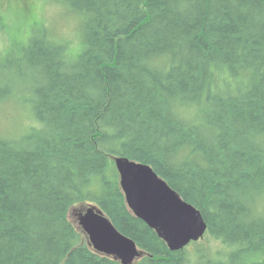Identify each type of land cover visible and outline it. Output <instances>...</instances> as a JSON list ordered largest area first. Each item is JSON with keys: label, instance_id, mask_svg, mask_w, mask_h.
Returning a JSON list of instances; mask_svg holds the SVG:
<instances>
[{"label": "trees", "instance_id": "1", "mask_svg": "<svg viewBox=\"0 0 264 264\" xmlns=\"http://www.w3.org/2000/svg\"><path fill=\"white\" fill-rule=\"evenodd\" d=\"M47 1L81 19L76 50L0 13V74L19 63L43 82L26 87L40 124L0 136V264H120L76 229L82 204L145 252L136 264H189L129 209L115 155L202 212L222 248L199 264H264V0Z\"/></svg>", "mask_w": 264, "mask_h": 264}, {"label": "water", "instance_id": "2", "mask_svg": "<svg viewBox=\"0 0 264 264\" xmlns=\"http://www.w3.org/2000/svg\"><path fill=\"white\" fill-rule=\"evenodd\" d=\"M113 160L135 215L154 229L170 249H183L205 236L208 224L202 212L186 202L151 165L125 156H114ZM69 217L96 253L120 264H136L145 254L97 205L82 204L73 208Z\"/></svg>", "mask_w": 264, "mask_h": 264}, {"label": "rangeland", "instance_id": "3", "mask_svg": "<svg viewBox=\"0 0 264 264\" xmlns=\"http://www.w3.org/2000/svg\"><path fill=\"white\" fill-rule=\"evenodd\" d=\"M0 13L8 21V24H15L16 22L14 21L18 15L25 16L24 24L26 30L21 28L23 29L24 36L29 32V25L33 21H37L48 29L51 38L65 41L66 44L73 45V50L77 49L79 42L76 35L79 31L78 27L81 19L78 16H73L61 5L48 2L47 0H0ZM13 35L14 33L11 37ZM6 42V34L0 28V49L6 46ZM10 44L12 43L8 42V46L5 49L6 53L11 48ZM8 75L9 72L7 70L0 74V85L6 87L10 81H13L15 83L14 91L17 92L14 94L15 98L0 102V136L18 138L21 135L24 137L31 132L33 127L38 126L39 123L33 115L32 105L28 104L25 99L28 95L27 91L31 90L26 87L31 86L33 88V84L37 80L28 83L26 80L21 79L13 78L14 80H11L10 78L13 76ZM209 237L206 235L197 242L196 246L191 245L188 247L186 253L190 259H193L194 264H199V254L196 251L199 247L208 246L217 250L222 248V245L218 241ZM210 253H215V251L210 250ZM213 255L215 258L218 257L215 254Z\"/></svg>", "mask_w": 264, "mask_h": 264}, {"label": "bare ground", "instance_id": "4", "mask_svg": "<svg viewBox=\"0 0 264 264\" xmlns=\"http://www.w3.org/2000/svg\"><path fill=\"white\" fill-rule=\"evenodd\" d=\"M20 64L19 63H13V64H10L8 67V70H7V72H9V75L8 76H13L12 78H10L11 80H14L13 78H15V79H21V80H26L28 83H30V82H32V81H35V80H37V79H39V78H41V72H32V71H28V70H22V69H20ZM223 70L225 71V67L223 68ZM10 82H12V81H10ZM43 82L42 81H38L37 80V82H35L33 85L34 86H37V85H41ZM10 87V86H9ZM13 88H14V86H13ZM27 93H28V95H27V98H25L26 100H31L34 96H35V93H34V91L33 90H28L27 91ZM38 123V122H37ZM116 156V155H115ZM125 198H126V196H125ZM186 201V200H185ZM187 202V201H186ZM126 203H127V205H128V207H129V209L132 211V213L135 215V212L133 211V209L130 207V205L128 204V202H127V200H126ZM189 203V202H188ZM136 216V215H135ZM138 217V216H137ZM139 218V217H138ZM141 219V218H140ZM112 222V221H111ZM113 223V222H112ZM114 225V224H113ZM115 226V225H114ZM116 227V226H115ZM126 236V235H125ZM165 242V241H164ZM167 244V243H166ZM196 244L197 243H195V242H190L187 246H185L183 249H185V248H187L188 249V247L189 246H191V245H194V246H196ZM168 246V245H167ZM169 248V247H168ZM183 249H180V250H172V249H170L169 248V250L170 251H172V252H179V251H181V250H183ZM143 257H145V254L139 259V260H141ZM188 263L189 264H194V261H193V259H188Z\"/></svg>", "mask_w": 264, "mask_h": 264}]
</instances>
